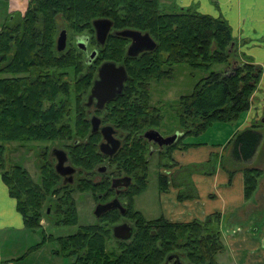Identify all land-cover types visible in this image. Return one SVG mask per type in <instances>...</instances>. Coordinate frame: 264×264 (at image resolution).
Returning <instances> with one entry per match:
<instances>
[{"label": "trees", "instance_id": "trees-1", "mask_svg": "<svg viewBox=\"0 0 264 264\" xmlns=\"http://www.w3.org/2000/svg\"><path fill=\"white\" fill-rule=\"evenodd\" d=\"M59 19L73 35L84 33L89 36L91 46L99 49L97 60L122 64L127 70V99L122 101L125 107L118 106V119L131 123V129L125 132L135 142V154L121 155L120 163L125 164L126 168L136 163L137 168L142 169L144 175L139 194L146 190L150 176V163L147 161L149 149L143 142V136L146 130L161 127L166 119L161 108H154L150 104L152 82L171 79L175 68L184 66L204 75L193 92L180 97L172 107L176 112L172 122L178 124L180 130H172L170 135L180 132L182 137L167 148L164 158L168 162H175L172 159L174 151L205 145L188 142L189 138L204 135L216 123H238L250 110L252 97L264 73L252 57L237 51L232 28L223 17L205 15L193 7H180L176 0H30L23 20L24 35L18 36V27L8 29L9 32L5 26L0 30V175L10 195L17 201V209L24 217L26 228L32 231L37 230L40 221L47 216L45 208H50L56 202L55 195L61 199L62 205L58 204V207H67V215L59 218L68 226L77 223L75 204L66 200L68 192H63L66 187L60 184V177L48 163H43L40 168L39 183L23 166L8 165L6 144L65 141V144L71 145L78 140L80 146L72 154L77 165L90 171L100 163L98 139H92L90 135L85 141L84 138L89 135L85 128L72 131L59 126L63 116L59 115V107L54 103L57 93L50 91L41 81L39 85L33 84L31 77L23 75L27 74L33 62L46 70L41 78L45 75V78L48 75L52 78L58 76L59 70L70 63L71 68L77 66L79 72L78 62L83 61V53L73 46L65 53L56 49ZM98 19L112 20L115 32L135 30L149 33L157 47L152 52L130 57L127 53L129 39L113 34L100 47L93 26ZM12 49L14 60L5 71L3 62ZM215 65H222L223 69L215 72ZM70 97L72 101L76 99L74 94ZM122 102L118 105H122ZM262 138V134L255 130L236 135L233 150L236 160L250 161ZM81 155L84 156L83 162ZM167 168L171 171L172 166ZM243 172L245 199L250 201L263 171L245 168ZM172 175L170 173L158 179L161 193L168 192L171 184L176 188L182 187L173 180ZM69 187L84 191L90 186L76 184ZM197 195L194 187L191 194L184 186L179 201L194 199ZM138 215L143 220L141 214ZM148 225L149 229L154 230L152 234L147 232L146 240L138 239L136 245L126 250V255L117 258L111 255H87L86 264H164L175 251L180 252L177 253L180 259L185 257L184 264H218L217 257L224 250L220 214L210 215L204 221L184 223H169L161 217ZM143 229L137 235L145 237ZM98 246L97 237L92 236L88 251H105L107 242L102 244L101 249Z\"/></svg>", "mask_w": 264, "mask_h": 264}, {"label": "flooded vegetation", "instance_id": "flooded-vegetation-1", "mask_svg": "<svg viewBox=\"0 0 264 264\" xmlns=\"http://www.w3.org/2000/svg\"><path fill=\"white\" fill-rule=\"evenodd\" d=\"M25 15H10L5 23V27L7 28L6 31L9 32L8 29L18 27L17 34L19 37H22L24 35L22 27ZM60 24H62V26L59 27L56 34V49H58L57 43L60 34L63 31H66L67 46L65 51L60 53H65L72 46L79 49L84 56L83 61L78 62L80 65L79 72L77 73V66L71 68L70 63L68 66L59 70L60 72L58 76H53L52 78L50 75H48V78H45L47 77L45 75L44 78H41L42 74L45 73L46 70L39 64L33 62L34 65H30L27 74L23 75L24 77H31L33 80V84H38V82L41 81V83L45 84L50 91L53 90L55 91V94L57 93L54 97V103H56V105L59 107V115L63 116V118L61 119V125L59 126H64L65 128L72 131L85 128L89 131V135L84 138L85 141L88 140L90 135L91 137H93L92 139H98V161L100 163L90 171L85 167H80L79 165H77V163L75 162V157H72V154L74 150H76V147L80 146L78 140L73 141L74 145H72L73 143L71 145L70 143L65 144V141L48 142L51 144L53 143L54 146H52L50 150H41L39 156H37L39 173L43 163H48L55 170L57 161L54 157L51 156V150L53 148L62 149L66 152L69 160L66 165L72 166L77 171V173L75 174L74 183L72 184L65 183V181L69 180V177L64 178L57 174L60 177V184L66 187L63 192H68L66 200H68L69 202L73 201L75 204L74 207L77 215V223L74 226L78 225L79 222L78 208L74 195L76 193L88 192L91 194L95 202V208L92 211V214L94 218H96V222H94V224L79 227L80 229L77 233L65 237L56 238L58 248L57 250L52 251L54 255H63L64 257H67L69 259H75L76 262L74 264H86L85 260L87 259V255H111L114 258H117L119 255H126V250L128 248H132L133 244L136 245V241L138 239L146 240L147 232L152 234L154 230L152 228H148L150 227L148 225L150 220H147L144 215L137 210L136 206V201L142 194L138 193V190L141 186V179H143L144 175L142 169L137 168L136 163L129 165L126 163L129 166L128 168H126L125 164L120 163L122 157L121 155L125 156L126 154H129L131 156L135 154V142L132 140L131 135H127L125 132L126 130L131 129V123L127 124L126 119H118V112H120L118 106L125 107V103L122 101H125L124 99H127V97L125 96L127 94L125 88H127L128 86V78L124 82L122 88L120 83L118 85H114L115 80L100 83L101 81H99V71L103 64L106 62L97 60V57L99 56V49L96 46H91L92 40L88 35L84 33L73 35L68 27L63 24L61 19L58 20V25ZM116 32L112 30L111 34L119 37L115 34ZM130 44L131 41L129 40L128 48ZM89 50H91V53L89 52ZM94 51H97L98 53L96 58L92 60L90 59V56ZM13 56V49L6 54L3 62V68L5 69V71L12 64L14 60ZM116 65L118 67L123 66L125 68V66L122 64L116 63ZM7 75L10 76L11 74H6V76ZM98 81L100 83L99 88L102 87L103 92H98L97 96H92V91ZM110 90H113L116 96L108 100L107 102H103V97L108 96L110 94ZM71 94L75 95L76 99L74 101H72L70 97ZM120 102H122V105H118ZM125 109L126 108H122L121 110ZM114 110H116V112H114ZM113 115H115V118ZM93 121L95 123L99 122L97 132H93ZM104 128H111L113 131L112 137L119 140L121 143L119 150L113 156L105 154L101 150L102 144L107 143L102 134V129ZM160 128L161 127L149 129L146 130L145 133L149 131H157L164 137H170L174 135L172 134L165 136L162 134ZM143 142H146L147 148L149 149L147 161L150 163V166L148 172L150 171L152 162L156 160L157 163L155 167L157 168L156 174L158 176V179H160L161 176L172 173L173 180L177 184L186 185L185 187L187 188V191L191 192L192 194V186H194L191 180L192 174L187 176L184 175L182 168H180V166H178L176 162H172V160L168 162V160L164 158V154H167L168 147H161L159 146V144L150 141L145 137L143 138ZM59 143L63 145H60ZM77 155L78 154H76V156ZM80 159L83 162L84 156L81 155ZM169 165L172 166L171 171L167 168V166ZM127 169H129V171ZM138 175H140L141 177H138ZM76 184H85L89 185L90 187L85 189L84 191H82V189L80 188L71 189L69 187ZM115 185L116 187H114ZM54 200L56 202L54 204H51L50 208H45L47 216H45V218L40 221V226L38 229L42 228L44 224L48 223V221L55 226H68L64 223L63 219L59 218L67 215V207L64 209L58 207V204L62 205L59 196L55 195ZM110 205L114 206L110 207ZM138 214H141L143 220H141ZM161 217L167 220L169 223L186 222L178 218L167 219L163 215ZM124 225H126L128 229L132 230V236L129 239H124L126 233L123 232L120 234L123 238H116L114 229L118 226ZM141 228H144L143 234L145 235V237H141V234L137 235L138 233H141ZM92 236L97 237V240L99 242V249L102 248V244L104 242H107V249L105 251L99 250L97 252L88 251V242ZM40 245L41 243L39 244V246ZM178 252L179 251L172 252L170 255L177 254ZM181 259V261L183 262V260H185V257L182 256Z\"/></svg>", "mask_w": 264, "mask_h": 264}, {"label": "crops", "instance_id": "crops-1", "mask_svg": "<svg viewBox=\"0 0 264 264\" xmlns=\"http://www.w3.org/2000/svg\"><path fill=\"white\" fill-rule=\"evenodd\" d=\"M29 1L0 0L2 14L6 15L5 21L13 14L25 15ZM176 4L184 8H196L198 12L215 18L223 17L232 28L237 51L252 57L254 63L262 67L264 72V0H176ZM263 119L264 73L253 95L250 110L233 126L235 132L232 129L226 131L225 143L219 147L205 143L186 151H174L172 159L180 168L203 166L200 172L192 174L191 179L198 195L194 199L180 202L179 195L186 186L184 184H178L182 186L178 188L171 184L168 192L160 193L163 216L167 219L204 221L210 215L220 214L222 236L231 247V254L236 255L234 258L239 260L238 264L243 263L244 255H264ZM225 128L226 125L220 126V129ZM250 130L260 132L263 136L262 142L250 161H238L232 150L235 137ZM225 157L224 168L222 161ZM209 164L212 168L207 171ZM245 168L263 171L258 188L250 201L245 199ZM258 211H263L262 220ZM28 231L24 217L17 209V201L10 195L9 188L0 175V264H25L32 256H36V259L31 264L40 261L44 264L52 263L53 258L50 255H19L18 246L22 242L23 234Z\"/></svg>", "mask_w": 264, "mask_h": 264}, {"label": "rangeland", "instance_id": "rangeland-1", "mask_svg": "<svg viewBox=\"0 0 264 264\" xmlns=\"http://www.w3.org/2000/svg\"><path fill=\"white\" fill-rule=\"evenodd\" d=\"M2 5L4 3H1ZM0 6V30L4 28L5 13L2 14ZM59 27L62 24L58 25ZM91 53V50H89ZM264 58V55H262ZM223 69L222 65H215L213 71L219 72ZM204 75L199 72H193L188 67H177L174 70V75L171 79H164L161 82H152L150 86L151 106L154 108H161L166 114L165 121L161 125V132L163 135H170V132L174 130H180L178 124L173 123L174 114L176 112L172 107L177 103L180 97L189 95L193 92L195 85L198 81L203 78ZM253 99V97H252ZM232 125H226L225 129H220V126H225L220 123L214 124L209 130L202 136L196 138H189L187 141L193 142L194 144H205L208 143L213 146L223 144L227 140L226 131L233 129ZM174 132L172 134H174ZM264 136V135H263ZM60 145H63L59 143ZM54 146L52 143H27L21 145L18 143L6 144V153L8 154L7 162L8 165L19 164L26 168L31 174L33 180L36 183L40 182V173L38 170L37 156H39L41 150L51 149ZM234 150V144L233 148ZM52 151V150H51ZM157 161L154 160L150 167V176L146 190L136 201L137 210L140 211L147 220L153 221L160 218L163 215V207L161 202V192L159 191L158 176L156 174L157 168L155 167ZM226 157L222 161V165L225 168ZM185 167L184 175H189L200 172L202 165H195ZM221 166V163H220ZM212 168L211 164L207 165L206 170L209 171ZM79 215V222L76 226H55L51 222L44 224L42 228L38 230H29L23 234L22 242L18 246L19 255H42L43 257L50 255L53 258L51 264H74L75 259H69L63 255L55 256L52 251L57 250L58 244L56 238L65 237L72 235L79 231V227L94 224L96 218H94L92 211L95 208V202L90 193H76L74 195ZM260 213L261 220L263 219V211ZM222 242L224 244V250L219 254L217 262L219 264H238L239 260L234 257L236 255L231 254V247L228 245L226 239L222 236ZM41 245L39 246V244ZM260 246H263L262 244ZM4 248V244L2 245ZM261 249V248H260ZM262 250V249H261ZM5 251V249H4ZM263 251V250H262ZM224 254V255H222ZM264 255H244L243 263L240 264H264ZM24 258V257H23ZM36 259V256L30 257L25 264H31ZM185 263L186 261L183 260ZM37 264H44L40 261Z\"/></svg>", "mask_w": 264, "mask_h": 264}, {"label": "water", "instance_id": "water-1", "mask_svg": "<svg viewBox=\"0 0 264 264\" xmlns=\"http://www.w3.org/2000/svg\"><path fill=\"white\" fill-rule=\"evenodd\" d=\"M95 32H96V38L97 42L104 46L107 42V39L109 35L111 34L114 23L110 19H98L94 21L93 23ZM119 37L129 39L131 41V44L128 48V56L130 57H137L142 53L145 52H152L156 49L157 44L151 37L149 33H142L140 31L135 30H123V31H117L115 33ZM66 31H63L59 38H58V51L63 52L66 49ZM83 43V42H82ZM84 44V43H83ZM97 51H94L90 59H94L97 56ZM99 78L101 81L100 83L109 82L112 80H115L114 85L121 84V88L123 87L124 82L128 78V74L126 69L123 66L118 67L116 63L114 62H106L103 64L99 71ZM99 81L96 83V86L94 87L92 91V96H97L98 92L102 93L103 88H99ZM122 92V91H120ZM116 95L113 92V90H110V94L106 97H103V102H107L108 100L114 98ZM262 123L264 124V119L262 120ZM98 123H95L93 121L94 129L93 132H97ZM102 134L104 136V139L107 141L106 144H102L101 150L103 153L113 156L120 148V141L117 139H114L112 137L113 131L111 128H104L102 129ZM144 137L150 141H153L159 146H173L179 139V137H182V134L180 132H177L173 136L170 137H164L157 131H149L145 133ZM51 156L54 157L57 161V164L55 166V170L58 175L66 178L69 177L68 181H65V183H74L75 174L77 171L70 165H66L68 163V157L64 150L59 148H53L51 151ZM116 187V185L114 186ZM114 206V205H110ZM109 208V207H108ZM125 232L126 236L124 239H129L132 236V230L128 229L126 225L124 226H118L114 229V233L116 238H123L120 234ZM164 264H183L179 255H170L167 259V261Z\"/></svg>", "mask_w": 264, "mask_h": 264}]
</instances>
